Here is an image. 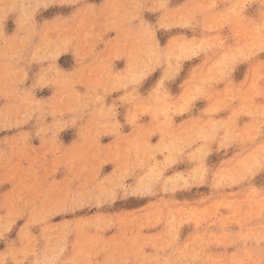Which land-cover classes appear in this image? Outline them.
Returning <instances> with one entry per match:
<instances>
[{
    "label": "clouds",
    "instance_id": "9594fccd",
    "mask_svg": "<svg viewBox=\"0 0 264 264\" xmlns=\"http://www.w3.org/2000/svg\"><path fill=\"white\" fill-rule=\"evenodd\" d=\"M0 264H264V0H0Z\"/></svg>",
    "mask_w": 264,
    "mask_h": 264
},
{
    "label": "rangeland",
    "instance_id": "374dc122",
    "mask_svg": "<svg viewBox=\"0 0 264 264\" xmlns=\"http://www.w3.org/2000/svg\"><path fill=\"white\" fill-rule=\"evenodd\" d=\"M45 94H46V93H45ZM142 203H143V201H139V202L133 201V202H131L129 205H127V207L136 206V205H138V204H142Z\"/></svg>",
    "mask_w": 264,
    "mask_h": 264
}]
</instances>
